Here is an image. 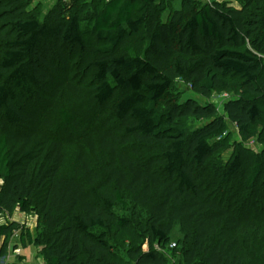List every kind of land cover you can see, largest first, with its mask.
<instances>
[{
  "label": "trees",
  "instance_id": "16d2710c",
  "mask_svg": "<svg viewBox=\"0 0 264 264\" xmlns=\"http://www.w3.org/2000/svg\"><path fill=\"white\" fill-rule=\"evenodd\" d=\"M244 1L241 8L213 1L193 12L190 4L160 21L151 13L155 0H101L87 16L69 12L49 24L30 14L26 0H0V122L9 126L0 134V213L36 210L42 231L37 238L29 228L26 234L46 264H117L114 238L131 234L133 224L116 207L127 211L132 202L149 247L136 242L129 248L135 264H170L169 251L176 256V250L166 245L177 225L185 264H248L243 241L259 233L258 224L249 212L239 214L207 195L197 173L224 147L227 119L214 102L193 96L170 109L161 104L178 79L208 100L214 92L234 90L238 96L226 101L224 111L240 133L249 132L264 102V0ZM143 27L149 42L139 54L131 38ZM72 58L84 62L91 105L110 112L88 128L59 107L53 134L80 139L94 155L79 163L77 175L59 176L61 141H31L30 135L22 140L16 131H36L30 101L53 95L50 87ZM189 118L197 124L191 133ZM138 144L158 148V154L139 157ZM42 154L33 178L31 164ZM245 164L248 187H264V152L246 159L236 154L222 181ZM136 209L147 210L146 217ZM19 228L15 222L0 224V241ZM8 248L1 243L0 255ZM19 260L14 264L26 258Z\"/></svg>",
  "mask_w": 264,
  "mask_h": 264
},
{
  "label": "rangeland",
  "instance_id": "374dc122",
  "mask_svg": "<svg viewBox=\"0 0 264 264\" xmlns=\"http://www.w3.org/2000/svg\"><path fill=\"white\" fill-rule=\"evenodd\" d=\"M101 2V0H26L27 10L31 15L35 16L41 23L55 24L57 20L68 16L69 12H79L82 16H87L94 9V4ZM213 1L227 2L231 7L241 8L244 0H155L152 12L156 15L160 21H167L176 10L189 9V5H193L188 11L193 12L199 9L201 6L211 3ZM64 10H67L64 13ZM149 42L147 27H143L142 30L132 36L131 44L135 48V53L143 54ZM84 62L78 61V59L72 58L69 61L67 67L63 66L64 72L62 76H59V80H56V84L52 85V96L43 94L42 99L31 100V108L36 111L38 123L36 131L32 129L24 128L16 131L22 138V140L28 139L29 135L33 139H39L43 136L53 143L55 141H61L63 146L64 163L62 164L58 175L59 176H74L77 175L79 170V163L82 162L85 157L90 161L94 160V155L86 149L82 141L77 138H73L66 135L53 134V127L58 117L59 107H65L70 111L80 122L86 125L88 128L98 126L101 123L102 117L108 116L110 110L103 112L99 110L95 104L91 105V98L89 90L91 88V81L84 80L83 68ZM67 78L68 82H64ZM64 82L59 84L58 81ZM74 83V87H70L67 84ZM236 82L232 81L233 88ZM80 91V92H78ZM187 96H193L201 102L211 101L217 106L219 114L225 116L228 121V130L222 141L224 147L211 156L203 169H200L197 173L200 175V180L204 183L207 195L211 196L224 205H230L232 208L241 214V212H249L251 218L259 226V233H253L250 242L243 241L245 253L248 254V264L258 263L264 260V187L259 183L257 187H248L246 183V164L242 170L232 177L229 181H222V174L224 170L230 165L232 159L236 154H240L245 159L248 156L261 154L264 152V102L260 105L262 108L261 117L251 126L247 134H242L238 130L237 126L228 120V116L224 111V104L229 99H233L238 96L237 91L230 92H214L213 96L208 100L200 96H197L191 92L190 86L185 81L178 79L171 90L169 97L163 99V109H170L177 102H184ZM97 108V109H96ZM95 110V114L93 112ZM97 110V112H96ZM99 110V111H98ZM93 112V113H92ZM101 115V116H100ZM186 127L191 133L197 127V124L192 119L185 120ZM9 126L0 122V134H3ZM11 129V128H9ZM12 130H15L14 128ZM135 146V145H133ZM139 149L142 151L139 157H146L148 155H157L158 148L149 147L148 145L138 144ZM131 154L132 152L129 151ZM44 155H38L37 160L31 165V171L34 173L33 178L37 175L42 166ZM108 156V155H107ZM99 169L102 168L104 157L100 158ZM108 159L105 161L107 162ZM98 162V159L97 161ZM97 164V163H96ZM37 178V177H36ZM5 184L3 179H0V189ZM130 201V198H129ZM132 202V201H131ZM135 204L132 202L130 210L124 211L120 207H116L117 214L120 216H128L132 221V233L126 234L122 231L114 238V251L112 254V261L117 264H135V260L130 258L129 248L135 244H142L144 250H148V244L146 238L141 236L138 232V222L135 221L134 214ZM141 210L140 218L146 217L147 210ZM136 212V211H135ZM39 215V214H38ZM36 210L31 212H22L19 208H16L10 213V221L15 222L20 228L15 231L14 235L8 239H2L1 243H7L8 246L14 247L23 243V254L28 264H46L45 260L41 256L40 248L35 244L29 242L26 229L32 232L34 238L42 231V227L39 224V218ZM1 223V220H0ZM183 235L180 233V227L177 225L171 236L170 242L166 245V248L176 250V256L172 255L169 251L168 258L170 264H185L182 259L181 241ZM137 242V243H136ZM173 243H177L174 247ZM27 245V246H26ZM26 247V248H25ZM158 249H161L156 245ZM14 256L10 259V262L16 260ZM195 264H202L200 260Z\"/></svg>",
  "mask_w": 264,
  "mask_h": 264
},
{
  "label": "built area",
  "instance_id": "2783aa9c",
  "mask_svg": "<svg viewBox=\"0 0 264 264\" xmlns=\"http://www.w3.org/2000/svg\"><path fill=\"white\" fill-rule=\"evenodd\" d=\"M7 219L10 221L11 217H10V212H2L0 213V220H1V223L0 224H7ZM173 245L175 246L176 243H173ZM0 248H1V245H0ZM8 253L6 255H0V264H14V263H18L20 260H19V257L20 256H24L23 254V248L22 246H18L17 244V247H12L9 245V248H8ZM14 256V258L17 257L16 260H13L10 262V259ZM20 264H28L26 262V260H22V262Z\"/></svg>",
  "mask_w": 264,
  "mask_h": 264
}]
</instances>
